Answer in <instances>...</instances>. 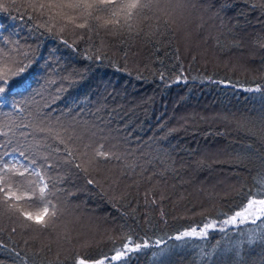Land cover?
Here are the masks:
<instances>
[{"label": "trees", "instance_id": "1", "mask_svg": "<svg viewBox=\"0 0 264 264\" xmlns=\"http://www.w3.org/2000/svg\"><path fill=\"white\" fill-rule=\"evenodd\" d=\"M0 2L8 5V11L0 12V28L17 26L26 35L30 34L32 43L28 42L27 47L31 46L36 55L51 64L48 73L43 72V61L39 68L34 66L25 73L37 82L33 86L35 100L24 114L27 116L29 109L44 106V113L69 122H72L71 114L77 113L84 133L98 123L116 129L126 140L124 149L129 152V159L147 169L142 175L139 168L131 175H121L118 166L114 171L108 167L104 169L106 180L94 174L96 185H88L76 169L71 170L70 177L63 167L60 169L65 177L62 186L74 193L66 198L75 204L73 212L82 213L83 209L99 213V224H104L94 237L97 243L81 249V254L111 255L108 236L118 233L121 225H131L141 235L147 232L153 240L163 238L167 241L163 247L169 249L165 256L153 255L160 252L159 248L146 250L134 264H235L228 249L231 243L244 238L241 235H232L229 240L223 233H210L208 240L189 241L188 246L167 237L203 219L193 212L207 210L206 214L216 216L218 211L238 207L241 198L235 195V190L241 185L252 187L264 176L258 160H236V154L246 150L248 144L257 154L264 152V142L258 138L259 128L257 136H250L239 127L242 121L256 122L264 116L261 99L264 48L259 46L264 43V0L193 2L219 7L216 10L225 19L218 30L216 27L204 30V23L196 18L198 11H194L192 4L186 8L179 24L197 23L196 29L200 35L202 32L203 47L210 52V57L194 54L195 50L186 55L181 47L188 43L180 37L178 23L173 25L172 42L162 37L159 51L143 39L128 40L126 36L110 39L103 32L100 37L93 35L91 41L85 34L83 40L68 47L58 37L33 30L34 22L28 20L26 10L20 6L25 0H16L15 4ZM153 23L145 21V31H150L148 25ZM15 36L13 33L12 37ZM101 42L104 59L97 61L95 55L92 60L85 59L86 50L90 46L94 50ZM243 54L245 58L241 57ZM65 68L83 78H76L75 82L63 79L68 75ZM36 72L42 74L36 76ZM181 72L187 77V83H171ZM257 85L261 86L262 93L243 90ZM51 98L54 99L50 102ZM63 112L68 114L65 118ZM3 141L0 137V142ZM150 190L152 195L146 197ZM161 195L165 198L160 199ZM152 198L157 200L155 205L151 203ZM161 208L166 213L167 224L160 219ZM146 220L152 222L151 227ZM70 223L68 232L75 245L81 242L82 233L76 221ZM242 228L247 232L255 225ZM59 230L63 233L65 228ZM52 234L39 238L51 248L40 252L39 239L33 240L14 218L0 215V243L5 245L0 248V264H20V257L29 264L33 260L37 264H72L70 253L57 242L58 236ZM217 241L220 245L210 259L199 255L197 246L203 245L206 251L212 252ZM242 251L244 264H264V246H245ZM14 252H19L20 257ZM37 252H40L38 257Z\"/></svg>", "mask_w": 264, "mask_h": 264}, {"label": "snow or ice", "instance_id": "2", "mask_svg": "<svg viewBox=\"0 0 264 264\" xmlns=\"http://www.w3.org/2000/svg\"><path fill=\"white\" fill-rule=\"evenodd\" d=\"M191 2L192 0H25L20 6L26 10L24 14L28 20L34 22L33 30L58 37L68 47H73L76 40H83L85 34L91 41L93 35L100 37L103 32L113 36H126L128 40L143 39L159 51L158 45L162 37H168V43L174 39L173 25L183 17ZM12 3L15 4L16 0H12ZM5 11H8V5L0 2V12ZM145 21H154L148 25L150 31H145ZM66 34L74 37L73 43L65 39ZM259 46L264 48V43ZM102 49V42L94 50L90 46L84 58L92 60L95 55V59L101 61L104 59ZM176 51L178 60L179 50ZM42 61L45 64L43 72H47L51 64L42 56L36 55L31 46L22 48L18 39L0 36V137L6 138L0 142V149H5L0 153V215H8L18 221L33 240L57 232L64 216L66 198L74 195L62 186L65 179L60 172L62 167L75 168L78 173L83 174L88 185H96L98 181L94 174L110 165L118 166L121 175H131L137 168L140 169V175L147 171L144 165L130 160L129 152L100 125L93 126L84 134L78 132L74 124L49 113L38 110L34 114L24 115L35 100L33 86L37 82L25 73L34 66L39 68ZM64 71L68 75L63 79L75 82L76 78H83L67 68ZM41 74L35 73L36 76ZM160 78L164 79L163 73ZM180 82L187 83V77L182 72L171 81ZM171 83L167 86L170 87ZM243 90L262 93L259 85ZM261 99L264 100V93ZM239 127L250 136H257L258 127V138L264 142V116L256 122L242 121ZM19 129L28 131H18ZM13 144L15 146L10 151L6 150L7 145ZM253 159L258 160L264 168V152L257 154L251 144L247 145L246 150L236 154L238 162ZM151 195V190L146 193V197ZM235 195L241 198L238 207L225 212L218 211L216 216L206 214L207 210L193 212V215L198 214L203 219L183 230L178 229L167 240L183 241L184 246H188L189 241L208 240L210 233H223L229 240L232 235H241L244 238L231 243L228 251L235 264H244L242 250L245 246H264V176L252 187L241 185L235 190ZM164 198L161 195L160 199ZM145 203H148L147 198ZM151 203L155 205L157 200L152 198ZM184 218L187 217H180ZM160 219L164 224L168 223L163 208L160 209ZM145 223L152 226L150 220ZM249 224L255 225V228L244 232L242 226ZM230 229H235L236 232L230 233ZM12 231L15 232L16 229L13 228ZM57 236L60 246L70 253L72 264H134L135 259L146 250L159 248L160 252L153 253L154 256H165L169 251L163 247L166 240H153L147 232L141 235L131 225H121L118 233L108 236L112 245L111 255L81 254V249L86 250L97 241L93 238L77 241L74 245L66 228L63 233L57 232ZM27 243L28 240H25V244ZM219 245L220 242L217 241L212 252L199 245V255L205 260L210 259ZM4 247L0 243V248ZM45 248L51 251L50 244L41 241L40 252ZM40 252L35 255L38 257ZM14 255L20 257L19 252H14ZM20 264H29V261L20 257ZM32 264H37V261L33 260Z\"/></svg>", "mask_w": 264, "mask_h": 264}, {"label": "rangeland", "instance_id": "3", "mask_svg": "<svg viewBox=\"0 0 264 264\" xmlns=\"http://www.w3.org/2000/svg\"><path fill=\"white\" fill-rule=\"evenodd\" d=\"M8 2H12L11 0H6ZM196 0H192L191 4L194 5V11L197 12L196 14V18L199 20L198 21H202L204 23L203 29L206 30L208 28H215V30H218V28L221 26L222 24V20L223 18L225 19V16H223L222 14H220L216 9H219V7L215 6V5H209L208 7H206L205 5H200V0L198 4H195L193 2H195ZM203 1V0H201ZM12 4V3H11ZM200 12V13H199ZM180 20V19H179ZM179 20L177 21V26H178V30L181 32L180 37H182L183 42L185 40V42H187L188 44H184V46L181 47L182 50H184V52L186 53V55H188L190 53V51L195 50L194 54L197 53L198 55L200 54L203 57H210L211 55L208 54L210 52H206L205 48L203 47V44L205 43V40L202 39V32L201 35L199 33V31H197L196 29V25L197 23L195 22V24H190L189 22L187 23H183V24H179ZM197 21V22H198ZM194 23V22H193ZM15 33V38L12 37V34ZM106 34V33H104ZM108 35V34H106ZM196 35L200 38V40L198 39V37H196ZM0 36H5V38L11 37L13 40H19L20 41V45L22 48H27L28 42L32 43V40L30 39L31 35H26L24 32L21 31L20 27L17 26H2V28H0ZM119 35L117 36H113L110 35V37L108 36V38L110 39H116ZM187 37V39H186ZM65 39H67L69 42L73 43L74 38L72 35L66 34L65 35ZM78 41V40H76ZM202 42V43H201ZM74 45V44H73ZM241 57L245 58V55L243 54ZM244 61V59H241ZM45 67V64H43ZM73 68L72 66L69 67V69ZM50 70V69H48ZM48 73V72H47ZM118 94H120V92H118ZM54 98L50 99V102L53 100ZM43 109H45L44 106H40L38 109H34L31 108L29 109V113H34L39 111L43 112ZM25 115V114H24ZM68 114L66 112H63V116L64 118L67 116ZM26 116V115H25ZM72 118L70 117V121H65L67 123H71L74 124L76 126V129L78 132L80 133H84V129H81L82 126L79 122V120H81V116H79L77 113H73L71 114ZM100 125L101 124H97ZM103 125V124H102ZM96 126V125H95ZM106 129L107 132H109L111 134V136L118 141L122 147L124 148L126 146L125 142V138L124 136H121L120 134H117L116 129L110 128L108 126H102ZM92 128V127H91ZM90 128V129H91ZM89 130L85 131L84 134H87ZM3 140H5V137H2ZM15 146V144L10 145V146H6V150L10 151L11 148ZM3 151H5V149H0V153H2ZM7 158V157H5ZM66 171H67V175L68 177H70L71 175V170L75 171V168H67L66 166L63 167ZM111 169L112 171H114V167H112L111 165L109 166L108 170ZM107 170H102L97 174V176H99V174L102 176L103 180H106L105 178V173ZM64 173V172H63ZM73 179V178H71ZM108 180V179H107ZM75 207V204L71 203L70 199H67V204L64 206V216L61 219V222L58 226V229L60 228L59 231H61L63 228H66L67 231H69L67 225L71 224V221H76V223L78 224V228L80 229V233H82L81 235V242H83L84 240H89V239H93L95 237V235H98L101 231V226H103L104 224H102L100 222L99 224V217L101 216V214L97 213V215L95 213H93L90 210H86L88 212L82 211L83 209H81L82 213H75L73 212V209ZM73 213V215H72ZM94 216V217H93ZM73 217V218H72ZM79 217V218H78ZM77 219V220H76ZM98 221V223L96 222ZM57 229V230H58ZM56 232H53L52 235H55ZM60 233V232H59ZM62 233V232H61ZM57 237V235H55ZM73 237V236H72ZM43 238L39 239V241H42ZM54 244V243H53Z\"/></svg>", "mask_w": 264, "mask_h": 264}]
</instances>
